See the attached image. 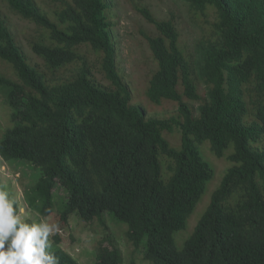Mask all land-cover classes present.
I'll list each match as a JSON object with an SVG mask.
<instances>
[{"label":"trees","instance_id":"trees-1","mask_svg":"<svg viewBox=\"0 0 264 264\" xmlns=\"http://www.w3.org/2000/svg\"><path fill=\"white\" fill-rule=\"evenodd\" d=\"M183 1L207 26L190 54L174 17L136 6L156 31L142 33L157 63L148 98L178 105L176 116L160 120L133 106L110 0H49L46 10L37 0H0L37 28L31 50L40 60L28 59L0 4V63L14 75L0 67L12 115L0 156L42 171L27 203L44 217L55 213L61 229L72 216L102 228L112 217L128 225L134 252L154 264H264V150L255 147L264 141V0ZM174 131L178 149L164 137ZM206 141L218 157L233 149L230 168L178 249L175 235L215 177L199 149ZM58 185L63 200L54 197ZM50 241L59 264H80L59 233ZM95 243L97 264H125L112 236Z\"/></svg>","mask_w":264,"mask_h":264},{"label":"rangeland","instance_id":"rangeland-1","mask_svg":"<svg viewBox=\"0 0 264 264\" xmlns=\"http://www.w3.org/2000/svg\"><path fill=\"white\" fill-rule=\"evenodd\" d=\"M39 5L46 10V4L49 0H37ZM112 9L110 15L113 22V39L115 43L117 63L123 80L130 88L133 98V106L146 112L149 119H168L176 116L178 105L173 101H163L160 104L153 103L148 98V88L150 78L157 69L152 52L145 41L142 33L155 34L156 31L136 10V6H147L158 19L175 18L176 24L180 30L183 47L188 54L194 52L196 41L207 30V26H202V21L198 20L183 0H110ZM1 4L2 10L8 15V23L17 43L26 54L28 59L33 63H39L40 60L33 54L31 43L37 38L38 30L34 25L24 21L17 15L12 14L5 5ZM94 58V57H93ZM6 72L10 71L9 67L2 65ZM10 76L13 71H10ZM98 81L106 85L101 73L96 71ZM201 93L204 88L201 87ZM7 90L0 88V139L6 129L10 126L12 115L6 100ZM197 107L198 104H192ZM164 137L174 148L181 146V133H165ZM255 147L264 150V141L257 142ZM199 149L205 162L214 170L215 177L208 184L203 201L197 209L195 215L189 221L187 228L175 235V244L178 249L184 247L185 242L194 233L199 220L205 213L210 203L213 192L220 186L227 170L230 168L228 157L233 153V149L225 152L223 157H218L211 148L208 141L200 143ZM29 164L9 163L0 156V187H3L10 198L14 199L16 205L22 210V218L27 222H39L45 218L52 224H57L56 214L44 217L36 210L32 209L26 199V192L42 175V171ZM164 179H168L170 173L165 171ZM54 197L57 200H63L66 197L61 185L54 190ZM106 228L91 226L80 222L75 216H72L69 225L65 229L59 227L52 236L59 233L62 241L60 246L73 255L80 264H97V252L94 249L95 242L102 240L103 237L112 236L119 249L121 250L125 264H154L146 260L144 252L135 253L134 247L126 241L125 232L128 231V225L116 221L112 217L105 219ZM59 226V224H57ZM51 236V237H52Z\"/></svg>","mask_w":264,"mask_h":264},{"label":"clouds","instance_id":"clouds-1","mask_svg":"<svg viewBox=\"0 0 264 264\" xmlns=\"http://www.w3.org/2000/svg\"><path fill=\"white\" fill-rule=\"evenodd\" d=\"M59 226L45 218L27 222L9 193L0 187V264H59L49 251Z\"/></svg>","mask_w":264,"mask_h":264}]
</instances>
